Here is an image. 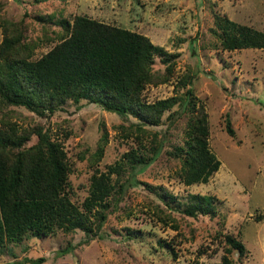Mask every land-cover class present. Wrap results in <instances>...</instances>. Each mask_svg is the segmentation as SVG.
<instances>
[{"label": "rangeland", "instance_id": "374dc122", "mask_svg": "<svg viewBox=\"0 0 264 264\" xmlns=\"http://www.w3.org/2000/svg\"><path fill=\"white\" fill-rule=\"evenodd\" d=\"M74 14L138 32L170 52L166 81L147 83L141 98L185 100L183 90L190 87L195 106L200 103L206 114L207 145L219 163L205 182L179 180V161L167 150L182 144L187 113L171 122L166 116L178 102L139 131L128 125L136 121L132 115L83 98H67L47 115L1 105L0 118L30 132L24 145L35 141L32 129L39 127L60 142L69 168L64 194L89 220L97 206L85 207L91 176L104 172L118 182L126 175L129 152L149 154L157 143L159 149L133 172L116 201L112 192L105 196L106 217L97 235L79 228L40 236L27 231L0 244V264H215L225 253L226 233L245 250L241 256L235 249L226 252L231 264H264V46L222 48L215 25V17L224 15L264 32V0H0V19L20 23L24 39L35 41L31 58L56 41L53 32L60 27L53 20ZM151 64L154 72H165L158 55ZM186 74L190 82L182 84ZM116 163L118 176L110 169ZM190 193L215 196V214L181 212Z\"/></svg>", "mask_w": 264, "mask_h": 264}, {"label": "trees", "instance_id": "16d2710c", "mask_svg": "<svg viewBox=\"0 0 264 264\" xmlns=\"http://www.w3.org/2000/svg\"><path fill=\"white\" fill-rule=\"evenodd\" d=\"M52 16L50 13L46 17ZM53 22L60 27L53 32L56 41L43 54L31 58L35 41L24 39L20 23L0 19V107L22 105L38 115H47L67 98H83L121 116L132 115L136 121L128 125L139 131L145 129L142 124H156L163 111L178 102L166 116L171 122L186 110L184 138L181 145L167 152L178 159L177 176L184 184L205 182L219 162L208 148L206 114L200 103L195 106L190 87L183 90L185 100H176L175 95L153 101L141 98L147 83L166 81L173 64L170 52L143 34L84 14H74L70 19L59 17ZM215 25L222 48L264 46L263 31L224 15L215 17ZM153 55L160 57L163 74L153 71ZM181 81L189 83V74L183 75ZM225 130L233 133L228 117ZM32 132L35 141L24 145L30 132L18 129L7 117L0 118V244L17 240L27 231L40 236L54 228H79L89 236L97 235L106 217L105 196L112 192L116 201L133 172L151 161L159 149L157 143L149 154L129 152L126 175L114 182L115 187L104 172L91 176L85 207L97 206L94 219L89 220L88 213L77 209L64 194L69 168L60 142L40 127ZM102 144L93 151L95 159L102 153ZM120 168L116 163L110 169L118 176ZM214 200L212 194L190 193L181 212L212 216ZM223 238L225 253L215 264H231L226 254L231 249L238 256L245 251L239 239L227 233ZM170 251L174 256V250Z\"/></svg>", "mask_w": 264, "mask_h": 264}]
</instances>
